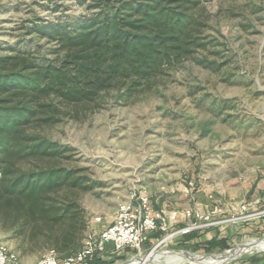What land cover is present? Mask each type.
I'll return each instance as SVG.
<instances>
[{
    "label": "rangeland",
    "instance_id": "rangeland-1",
    "mask_svg": "<svg viewBox=\"0 0 264 264\" xmlns=\"http://www.w3.org/2000/svg\"><path fill=\"white\" fill-rule=\"evenodd\" d=\"M90 1L0 0V57L53 59L55 43L39 36L34 26L87 15ZM205 9L202 37L210 43L145 81L128 101L118 98L119 86L102 91L91 102L47 100L58 106L57 122H33L27 128L68 148L58 164L84 176L90 185L84 191L63 186L51 192L59 199L77 200L84 210L81 248L94 230L113 222L119 204L133 195L146 193L155 205H162L189 183L194 189L210 188L212 182L239 181L263 168L264 0H211ZM204 60L214 64H203ZM30 232L31 226L21 228L18 221L0 216V241L27 264L51 250L45 246V234ZM156 234L142 246V258L163 236L155 240ZM262 238L247 241V252L227 261L217 260L245 245L191 250L171 239L153 253L216 259L177 264H264ZM261 243V250L255 249ZM124 254L119 260L111 255L114 261L107 264H139L137 252ZM161 260L146 264H171Z\"/></svg>",
    "mask_w": 264,
    "mask_h": 264
},
{
    "label": "trees",
    "instance_id": "trees-1",
    "mask_svg": "<svg viewBox=\"0 0 264 264\" xmlns=\"http://www.w3.org/2000/svg\"><path fill=\"white\" fill-rule=\"evenodd\" d=\"M211 0H91L89 14L45 21L33 31L55 43L53 59L0 57V216L12 218L31 235L45 234L46 247L60 256L81 249L84 210L55 189L87 190L84 176L61 167L69 150L27 128L57 122V103L94 101L119 86L126 102L145 82L207 46L205 4ZM212 65V61H201ZM57 160V162H55ZM22 164H25L22 167ZM26 164L29 167H26ZM46 164V166H44ZM179 239L191 250L227 249L211 234ZM162 233L156 234L155 240ZM101 264H107L102 259Z\"/></svg>",
    "mask_w": 264,
    "mask_h": 264
},
{
    "label": "built area",
    "instance_id": "built-area-1",
    "mask_svg": "<svg viewBox=\"0 0 264 264\" xmlns=\"http://www.w3.org/2000/svg\"><path fill=\"white\" fill-rule=\"evenodd\" d=\"M192 186L193 184L189 183V188L185 187L184 191L190 194L194 189ZM185 215L188 222L172 229L163 213L153 210L150 197L146 193L133 195L131 201L119 204L113 222L107 227L94 230L78 252L60 256L50 250L33 264H101L108 244L112 246L110 255L137 252L142 258V246L152 233L162 232L163 236L152 246L149 254L155 252L165 241L179 240L193 232L200 233L222 226L264 219V192L255 202L240 200L235 208L228 212L219 205H213L208 212L192 210L187 211ZM96 222H99V219ZM0 264L27 263L22 262L15 252L8 250L0 241Z\"/></svg>",
    "mask_w": 264,
    "mask_h": 264
},
{
    "label": "crops",
    "instance_id": "crops-1",
    "mask_svg": "<svg viewBox=\"0 0 264 264\" xmlns=\"http://www.w3.org/2000/svg\"><path fill=\"white\" fill-rule=\"evenodd\" d=\"M262 164L264 165V161ZM262 167L263 168H258L256 172L248 174L247 177L240 178L239 181L229 180L225 182L223 179L219 183L212 182L210 188L202 185V188L193 189L190 194L186 193L184 190L178 191V193L172 192L162 205H155L153 200H150L151 206L154 211L163 213L169 221V225L172 229L183 226L188 222L185 215L187 211L196 210L205 213L208 212L211 206L219 205L228 212L232 208H235L240 200L247 199L248 201L255 202L262 196L264 192V166ZM202 233H205L204 236L209 234L214 235L218 239L225 241L229 247L234 245L241 247L245 245L243 248L221 255L220 259L217 260L227 261L231 257H236L247 252V241L263 239L264 219L233 226H222L215 230L202 231L199 234ZM262 247L263 243H261L259 247L255 246V249L261 250ZM111 250L112 246L108 244L106 246L105 255L102 259L104 262L106 261L109 263L110 261H114V258L110 255ZM123 255L126 254L121 253L115 255V260L123 258ZM183 256L178 253H155V258L151 262H162V258H165V262L171 264L182 263L183 261H189L192 259L196 260L198 263L204 261H210L213 263L216 261L215 258L211 257Z\"/></svg>",
    "mask_w": 264,
    "mask_h": 264
},
{
    "label": "bare ground",
    "instance_id": "bare-ground-1",
    "mask_svg": "<svg viewBox=\"0 0 264 264\" xmlns=\"http://www.w3.org/2000/svg\"><path fill=\"white\" fill-rule=\"evenodd\" d=\"M155 254L152 252L149 255L145 256L144 258H141L138 262L139 264H146L147 262H151L152 260H154Z\"/></svg>",
    "mask_w": 264,
    "mask_h": 264
},
{
    "label": "water",
    "instance_id": "water-1",
    "mask_svg": "<svg viewBox=\"0 0 264 264\" xmlns=\"http://www.w3.org/2000/svg\"><path fill=\"white\" fill-rule=\"evenodd\" d=\"M181 253L183 254V253H185V252L181 251Z\"/></svg>",
    "mask_w": 264,
    "mask_h": 264
}]
</instances>
